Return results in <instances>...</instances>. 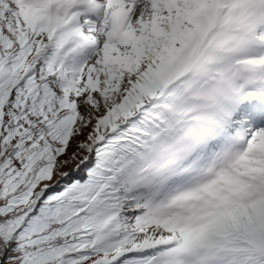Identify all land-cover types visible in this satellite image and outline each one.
<instances>
[{"label":"snow or ice","instance_id":"snow-or-ice-1","mask_svg":"<svg viewBox=\"0 0 264 264\" xmlns=\"http://www.w3.org/2000/svg\"><path fill=\"white\" fill-rule=\"evenodd\" d=\"M0 264H264V0H0Z\"/></svg>","mask_w":264,"mask_h":264}]
</instances>
